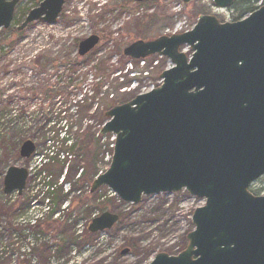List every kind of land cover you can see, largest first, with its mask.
I'll list each match as a JSON object with an SVG mask.
<instances>
[{"label":"rangeland","instance_id":"1","mask_svg":"<svg viewBox=\"0 0 264 264\" xmlns=\"http://www.w3.org/2000/svg\"><path fill=\"white\" fill-rule=\"evenodd\" d=\"M42 1H18L11 25L14 30ZM253 1L258 5L263 0ZM235 6L217 9L210 0L189 4L181 0H144L142 3L64 0L62 11L52 25L34 22L18 33L0 30V111L4 99L12 100L7 112L0 115V203L17 198L15 192L8 196L2 192L3 176L11 166L29 169L23 197L32 195L38 185L46 183L43 176L52 178L53 182L57 180V186L66 175L71 178L74 175V180L79 176L85 179L69 198L83 200L84 204L72 208L68 202L62 207L70 205L71 217L67 218L72 229L62 228L64 232L55 233L43 229L46 235H35L25 225L40 215L38 204L28 215L21 217V214L10 231L0 224V264L5 261L18 264L25 257L32 264H57L59 258L54 251L67 235L83 234L79 241H84L62 259L69 264H149L158 253L175 255L185 248V236L193 229L191 215L204 204L203 200L182 191L143 197L139 204L132 205L119 200L106 187L90 194L87 179L103 173L109 166L107 153L113 137L99 134L104 124L103 113L133 98L132 92L122 89L130 81V76L124 74L126 68L130 70L132 66L133 71L141 73L138 83L131 82L130 88L137 84L156 88L160 70L169 66L163 59L154 66L155 58H147L144 68L149 74L145 78L140 62L123 57L124 48L138 39H155L190 30L199 15H214L221 22H234L239 19ZM90 35L98 36L100 42L88 55L79 57L78 43ZM185 51L190 53L188 48ZM100 62L106 63L107 70L96 77L93 68ZM97 83L102 88L95 97L93 89L97 93ZM63 132L69 136L67 145L56 137ZM26 140L36 147L29 159L19 156V147ZM46 155L48 160L44 157L47 162L38 175L39 162ZM62 189L64 193L68 190L64 182ZM259 189L264 194V177L250 190L253 193ZM113 195L117 199L107 202ZM106 211L121 218L112 229L86 238L90 234L87 231L90 221ZM62 216L60 212L53 220ZM43 242L52 246L49 253L42 252ZM33 247L37 248V254L31 255ZM125 249L128 253L122 255Z\"/></svg>","mask_w":264,"mask_h":264},{"label":"water","instance_id":"2","mask_svg":"<svg viewBox=\"0 0 264 264\" xmlns=\"http://www.w3.org/2000/svg\"><path fill=\"white\" fill-rule=\"evenodd\" d=\"M18 1L0 0V30L10 26ZM211 1L219 9L234 3ZM63 4L43 0L17 31L33 22L56 23ZM99 41L96 35L80 41L78 56ZM154 54L173 66L160 74V86L103 113L99 134L114 136L113 154L89 192L105 186L132 205L180 191L204 200L192 213L185 249L158 253L149 264H264V195L249 191L264 176V5L231 23L200 15L190 31L137 40L123 50L133 60ZM34 151L26 140L19 155L27 159ZM27 178L26 168L9 167L3 194L21 195ZM118 220L106 211L87 230L103 232Z\"/></svg>","mask_w":264,"mask_h":264},{"label":"trees","instance_id":"3","mask_svg":"<svg viewBox=\"0 0 264 264\" xmlns=\"http://www.w3.org/2000/svg\"><path fill=\"white\" fill-rule=\"evenodd\" d=\"M262 3L264 4V0L262 1ZM234 5H236L235 12L239 15L238 17L239 19L243 18L246 14L251 13L256 9V2H254L253 0H235ZM9 30L14 33L17 32L16 29L14 30L12 26L9 27ZM106 67H107L106 63H103V62L96 64V66H94L93 68L95 70V76L97 77L101 74H104V72L107 70ZM97 85H99L97 86L98 87L97 93H96V90L93 89L95 97L100 95V90L102 88V85L100 83H97ZM11 103H12V100H9V101L5 99L3 100L2 104L4 107H3V110L0 111V115H2L4 112H7L6 110L8 109V106L11 105ZM65 134H66L65 132H63L62 135L61 133H57L56 137L58 139H61L60 141L62 142V144L67 145V143L69 142L68 141L69 136H65ZM49 144L54 145V143H52L51 141ZM49 153H51V151ZM44 157L46 158V160H48L47 155L42 157V159L39 162L40 167L38 169L39 170L38 175H41L42 171L44 170L45 162H47L46 160H44ZM95 176H93L91 179H87L89 187H90L91 181L94 179ZM73 178H74V175L72 176V178L70 175L68 176L66 175L63 177L62 181L64 182V184H68V190L64 193L62 189V184L57 186L56 184L57 180L56 182H53L52 178L48 179L47 176H43V182L46 181V183L42 185L41 187H39L38 185L32 192V195L28 197H23V195H20V196H17L16 200L13 202H10V199H9L3 203H0V224H4V229L6 231H10V229L13 228L12 227L13 223L16 222V220L20 218L21 214H22L21 217L28 215L31 208L34 205L38 204L36 206H37V211L40 215L36 218H32V221L30 220L25 225V227L31 230L35 235H42V234L46 235V233L42 232L43 229L47 231H53L52 233L63 231L62 228H67L68 230L72 229L70 228L71 224L69 225L68 223L69 218H67V216L71 217L70 216L71 210L69 209L70 205L64 208L62 207L65 203H68V202L69 203L71 202L72 208H75V207L79 208L84 204L83 200L70 199L71 200L70 201L69 198H70V195L76 192L77 185L85 181V179L83 178L80 179V176L78 177L77 180H74ZM261 193H262L261 189H259L256 192H253L254 195H260ZM116 199L117 198L114 196V198L107 199V202L114 201ZM60 212L64 215L62 216V219L56 218L53 220V217ZM119 217L121 218V216ZM82 236L83 234H80L76 237L74 235H70V236L67 235L66 239L59 242L60 243L59 247L56 248V250L54 251L58 255V258H59L56 261L57 264H69V261H63L62 259L66 255H68L72 250H75V248H78L79 246L82 245L84 241L83 242L79 241V239H81ZM93 236L94 234H87L86 238L88 239L93 238ZM41 247H42L41 250L43 253L45 252L49 253L52 249L51 248L52 246L48 245L46 242H43L41 244ZM36 249H37L36 247H33L31 249L32 251L31 255L37 254ZM5 262L3 263L6 264ZM18 264H32V263H31V260L26 259L25 257L21 259V261L18 262Z\"/></svg>","mask_w":264,"mask_h":264},{"label":"built area","instance_id":"4","mask_svg":"<svg viewBox=\"0 0 264 264\" xmlns=\"http://www.w3.org/2000/svg\"><path fill=\"white\" fill-rule=\"evenodd\" d=\"M147 90H148V88L146 86H144V87L141 88V92H145Z\"/></svg>","mask_w":264,"mask_h":264}]
</instances>
